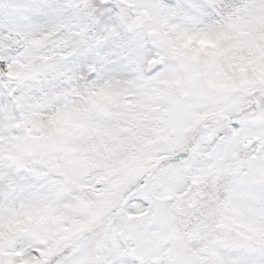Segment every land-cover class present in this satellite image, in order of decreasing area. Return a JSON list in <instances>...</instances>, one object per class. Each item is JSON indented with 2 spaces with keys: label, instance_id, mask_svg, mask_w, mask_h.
Listing matches in <instances>:
<instances>
[{
  "label": "rangeland",
  "instance_id": "obj_1",
  "mask_svg": "<svg viewBox=\"0 0 264 264\" xmlns=\"http://www.w3.org/2000/svg\"><path fill=\"white\" fill-rule=\"evenodd\" d=\"M0 28V264H264V0H0Z\"/></svg>",
  "mask_w": 264,
  "mask_h": 264
},
{
  "label": "trees",
  "instance_id": "obj_2",
  "mask_svg": "<svg viewBox=\"0 0 264 264\" xmlns=\"http://www.w3.org/2000/svg\"><path fill=\"white\" fill-rule=\"evenodd\" d=\"M38 21L39 22H42L43 21V18L42 17H38ZM174 27H175V24L174 23H171ZM209 24V23H207ZM209 27L205 28V30L203 32H201V35H202V40H206L209 44H214L216 42V37H217V34L215 33V30H212V32L208 29ZM245 32V31H243ZM242 32V33H243ZM182 34L184 36L185 39L189 38L191 35H190V32L188 30L187 27H185V25H182L180 31H179V34ZM246 35V34H245ZM235 43L238 45V44H241V42L243 41L245 46L248 45V43L246 42L247 38L246 39H243L244 37L240 36L239 34H233L232 37H231ZM0 39L2 41H4L5 43L2 45V47L6 48H13V49H17L18 47V42L16 43L15 41H18L17 37L13 34H11L9 31H7L6 29H1L0 28ZM205 42V41H204ZM20 48V47H19ZM18 48V49H19ZM6 58L5 57H0V70L1 71H4V67H6V64L8 65V61L5 62ZM11 71L14 70L13 68L10 69ZM17 72L20 73V70H18ZM15 71V73H17ZM94 77V76H93ZM117 81H120L119 79L120 78H124L123 80H127L128 77H120V76H116L115 77ZM122 83V82H121ZM1 200L0 199V214L2 212H4V214L1 216L0 215V238L4 235H6V230H13L15 225H14V220L17 222L19 220L13 218L12 215L8 214V213H5V210L3 211L2 210V204L1 203ZM13 213H16V211L14 210ZM20 223V221H19ZM28 252V251H27ZM26 252V253H27ZM31 252V251H29ZM31 256L30 257H33V258H36V251L35 253L34 252H31ZM27 256V255H26ZM25 256V257H26Z\"/></svg>",
  "mask_w": 264,
  "mask_h": 264
},
{
  "label": "water",
  "instance_id": "obj_3",
  "mask_svg": "<svg viewBox=\"0 0 264 264\" xmlns=\"http://www.w3.org/2000/svg\"><path fill=\"white\" fill-rule=\"evenodd\" d=\"M142 19V21H136L135 25L139 26L142 22H145L147 20V15H143Z\"/></svg>",
  "mask_w": 264,
  "mask_h": 264
}]
</instances>
